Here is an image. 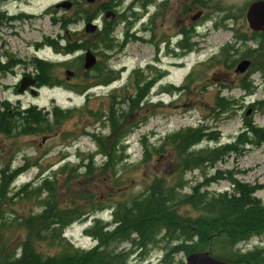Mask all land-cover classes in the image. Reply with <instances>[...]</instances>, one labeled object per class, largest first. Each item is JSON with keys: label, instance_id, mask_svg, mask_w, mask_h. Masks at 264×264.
<instances>
[{"label": "rangeland", "instance_id": "1", "mask_svg": "<svg viewBox=\"0 0 264 264\" xmlns=\"http://www.w3.org/2000/svg\"><path fill=\"white\" fill-rule=\"evenodd\" d=\"M64 1L72 3L70 9L56 8ZM253 1L256 0H198L194 10L186 16L183 13L185 5L179 0H166V4L164 0H97L92 4L86 0H0V12L6 18L18 16L6 20L0 27V111L5 112L6 105H9L12 116L17 109L30 108H36L42 115L52 112L54 107L72 112L50 132L22 135L12 129L5 135L0 131V170L25 168L10 186L12 193L42 173L56 175V182L51 180L56 192L50 198L61 207L83 203L81 197L86 192H91L93 201L101 202L100 205H116L142 193L154 172L163 175L164 166L169 173L176 170V165L167 158L162 164L147 167L140 164L143 137L147 138L149 145L157 146L169 133L207 123L215 139H207L196 147L201 149L233 142L248 120L264 128V113L255 106L258 100L264 99V32L253 31L246 19L247 8ZM108 6L111 8L105 9ZM114 8L119 19L115 32L110 33L111 38L127 29L133 35L125 47L124 57L109 61V69L116 70L117 64L119 68L125 66L119 79L123 88L100 85L96 71L83 68L88 50L98 55L97 34L112 21V18L106 19L104 13ZM78 11L83 15L70 25V29L65 30L60 23L53 21L54 17H71ZM199 12L201 16L194 21L191 17ZM89 22L98 25L95 33L85 31ZM182 31L188 32L186 37L191 45L192 41L196 42L190 53L181 52L177 43ZM66 37L72 43L78 41L83 47L67 55L48 46L50 39ZM242 58L251 59L252 65L247 72L237 73L235 69ZM36 59L53 64L52 82L59 85H41L35 89V94L30 91L19 93L17 90L23 78L37 79ZM109 69L107 73L113 72ZM69 71L73 75H69ZM156 74H160L159 82L147 88L146 83ZM249 83L255 86L254 93L244 89L243 86H249ZM182 85L185 88L181 91L171 90V87ZM138 87L147 88L143 104L130 111L122 121L126 130L135 126L121 145L124 160L115 178L126 184L122 189L115 188L116 195L111 196L115 179L106 174L89 179L79 176L69 181L71 173L83 171L81 158L97 152L98 137L109 135L106 114L113 100L122 102L134 98L140 93ZM218 97L234 100L237 104L229 113L218 115L215 113ZM93 158L101 169L104 157L96 154ZM64 165L68 168L61 172ZM218 172L225 178L211 183L206 190H232L231 176L241 183L261 186L255 195L264 202V143L248 147L240 157H225L214 167L189 171L184 177V192H191L193 186L205 183L219 175ZM176 176L169 177V180ZM31 189L28 187L26 191ZM44 198L45 195L41 200ZM7 202L3 209L11 227H6L0 234V260L13 251L20 253L19 247L30 235L28 230L19 226V222L42 211V204L35 197ZM111 212L112 207L106 206L97 214L88 216L83 221L86 225L76 223L71 226L68 234L83 246H91L92 240L83 236L85 226L93 225L96 217L105 224L111 222ZM123 246L128 248L129 244ZM255 246H264V236H255L238 247L246 252ZM162 255V252L152 250L147 256L131 257L128 264H159ZM176 261L185 263L186 256L179 254Z\"/></svg>", "mask_w": 264, "mask_h": 264}, {"label": "trees", "instance_id": "2", "mask_svg": "<svg viewBox=\"0 0 264 264\" xmlns=\"http://www.w3.org/2000/svg\"><path fill=\"white\" fill-rule=\"evenodd\" d=\"M82 15L83 12L78 11L71 17L66 15L54 17L53 21L60 23L67 30ZM8 19L10 18H6L5 14L0 12V27ZM112 22L113 20L101 33L102 41L107 48H110L112 43L110 36L114 26ZM48 46L67 55L83 47L78 41L72 43L68 37L50 39ZM36 65L39 87L59 85L58 82H52V63L36 59ZM96 67L95 65L92 69L96 70ZM192 78L193 73L189 76V79ZM243 87L254 93L255 86L252 83ZM147 88L138 87L140 93L134 98L129 97L122 102L113 100L109 113L106 114L109 135L98 137L97 152L81 158L80 168L83 171L80 174L71 173L69 181L79 176L82 179L97 178L101 174L111 176L112 179L118 176L119 166L124 160L123 151H120L121 145L135 129L133 126L126 130L122 121L130 111L141 107ZM184 88L182 85L171 87V90L181 91ZM236 104L234 100L218 97L215 113L227 114ZM123 105L126 108H123ZM6 106L5 112L0 111V131L5 135L10 134L12 129L22 135L50 132L52 127H59L72 113L70 110L63 112L59 107H54L52 112L42 115L36 108H30L17 109L12 116L9 113V105ZM255 106L264 113V99L258 100ZM49 116H52V119ZM207 139H215L214 132L207 123L169 133L157 146L149 145L147 138L143 137L140 164L145 167L155 163L162 164L167 158L176 165V170L169 173L164 166L163 175L154 172V177L146 182L142 193L116 205H100L101 202L93 201L94 196L91 192H86L81 197L83 203L75 202L71 206L61 207L50 198L56 192L54 190L56 175L46 176L42 173H39L34 181L12 193L10 186L25 168L1 169L0 234L6 227H11L3 209V204L7 200L8 202L15 199L29 200L35 197L42 204V211L21 218L19 226L28 230L30 237L19 247V254L17 250L13 251L2 258L0 264H128L135 252L142 257L149 255L154 249L160 250L163 254L159 264H185L183 261H176V256L184 254L187 257L199 251H210L213 256L228 262L264 264V246H255L246 252L238 247L255 236H264V202L255 195L261 186L241 183L230 176L232 190L223 192L206 190L211 183L225 178L218 172L219 175L207 179L205 183L193 186L191 192H184L186 187L184 177L189 171L200 170L206 166L214 167L225 157H240L248 147L261 145L264 143V128L248 120L243 131L233 142L214 148L196 149ZM96 154L102 155L105 159L101 169L94 161L93 157ZM67 168L68 165H64L60 171L64 172ZM10 171L11 173L7 174ZM174 175L177 176L170 181L169 177ZM114 183L111 196L116 195L115 188L122 189L126 184L119 179H115ZM36 184L37 187H33ZM28 187H32L29 192L26 191ZM44 195L45 198L41 200ZM106 206L112 207V221L105 224L101 218L96 217L93 225L85 230V233L96 239L97 244L94 247L89 250L76 248L63 236L68 226L97 214ZM126 243L130 245L128 248L123 246Z\"/></svg>", "mask_w": 264, "mask_h": 264}, {"label": "flooded vegetation", "instance_id": "3", "mask_svg": "<svg viewBox=\"0 0 264 264\" xmlns=\"http://www.w3.org/2000/svg\"><path fill=\"white\" fill-rule=\"evenodd\" d=\"M197 1L198 0H179L180 3H183L185 5L183 13L186 16L194 10V7H195ZM164 4H166V0H164ZM247 10H248V8H247ZM112 11L114 12V17H112V20L114 22V26H113L112 31L115 32L116 27H117L116 21L119 19L118 18L119 13L117 12V10L115 8ZM197 15H198V17H196L195 19H194V16L191 18L195 21L197 18H199L201 16V13L199 12ZM246 15H247V13H246ZM9 18L11 20H13V19H17L18 16H10ZM105 29H106V27L104 28V30ZM255 32L262 33L264 31H255ZM101 33H102V30H101V32H99L97 34V37H96V40H98L97 43L99 45V48L97 50V52H98L97 63H96L97 67L95 70L96 75L98 76V81H99L100 85H105V86L106 85H114L115 88H118L119 86L123 88L124 85H122V84L120 85L119 79H120L122 71H124V69H125V66L122 65L119 68V65L117 64V66L114 67L116 70H113V68L109 69V61L112 59L117 61V60H120L122 57H124L125 47L129 43V41L132 39L133 35H131L129 33L128 29L125 32L119 31L118 34H116L112 37V43H111L110 48H107L102 41ZM187 35H188V32H186V31H182L178 35V37H180V39L177 43L179 44L180 50L183 53H187L188 51L190 53L193 50L192 47H194V45L196 46V44H194L196 42L192 41L191 43H193V45L190 44V42L187 40L188 39L186 37ZM102 47H104V51H101ZM107 49H111V50L109 51ZM244 59H248V58H242V60H244ZM249 60L251 61V59H249ZM172 64H174V63H172ZM251 65H252V61H251L250 67H251ZM155 67H158V66H155ZM108 69H109V71H113V72L107 73ZM235 71H236V69H235ZM158 76H160V74H156V77L153 80H151L150 82H147L146 84L150 85V86L156 85L159 82ZM34 79L36 80L35 89L39 88L38 80L36 78H34ZM18 89H19V87H18ZM27 91L32 92V87H29L25 92H27Z\"/></svg>", "mask_w": 264, "mask_h": 264}, {"label": "water", "instance_id": "4", "mask_svg": "<svg viewBox=\"0 0 264 264\" xmlns=\"http://www.w3.org/2000/svg\"><path fill=\"white\" fill-rule=\"evenodd\" d=\"M89 4L95 3L97 0H86ZM72 3L69 1L61 2L56 5V8H65L70 9ZM105 18L109 19L114 17V12L112 10H108L104 13ZM198 17V15L194 16V19ZM248 24L250 28L254 31H264V0H256L250 3L247 15H246ZM98 29V25L93 22H89L86 25L85 31L87 33H95ZM97 62L96 55L88 50L84 55V64L83 67L85 70H89L95 66ZM251 61L249 59H244L237 65L236 72L244 73L250 67ZM69 75H73L72 71L68 72ZM36 80L32 77H25L20 82V86L18 89L19 93H24L29 87H32V93L35 94L34 85ZM185 264H245V263H235L228 262L213 256L210 251H199L191 253L187 256Z\"/></svg>", "mask_w": 264, "mask_h": 264}, {"label": "bare ground", "instance_id": "5", "mask_svg": "<svg viewBox=\"0 0 264 264\" xmlns=\"http://www.w3.org/2000/svg\"><path fill=\"white\" fill-rule=\"evenodd\" d=\"M174 65H175V64H174ZM126 244H128V243H126ZM129 246H130V245H129ZM154 250L159 251L158 249H154ZM134 254H135V255H139L137 252H135ZM135 255H134V256H135Z\"/></svg>", "mask_w": 264, "mask_h": 264}]
</instances>
